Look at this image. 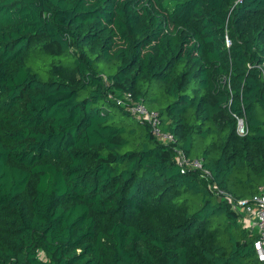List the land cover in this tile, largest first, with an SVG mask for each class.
I'll return each instance as SVG.
<instances>
[{"label": "trees", "instance_id": "trees-1", "mask_svg": "<svg viewBox=\"0 0 264 264\" xmlns=\"http://www.w3.org/2000/svg\"><path fill=\"white\" fill-rule=\"evenodd\" d=\"M218 189L264 190V0H0V264H261Z\"/></svg>", "mask_w": 264, "mask_h": 264}, {"label": "built area", "instance_id": "built-area-1", "mask_svg": "<svg viewBox=\"0 0 264 264\" xmlns=\"http://www.w3.org/2000/svg\"><path fill=\"white\" fill-rule=\"evenodd\" d=\"M230 44L231 41L227 37V45ZM131 97V93H125L124 98L120 99L118 102L124 105L127 103L126 100L132 99ZM129 108L137 118L150 123L152 125L153 132L162 141L171 142L175 140L171 133L162 131L158 112L150 110L143 101L136 102L135 104L130 105ZM237 131L240 134H244L246 132L243 118H238ZM176 159L178 164L184 168H203L201 159L189 158L182 150L179 149L177 150ZM203 173L205 176H211V172L208 169H204ZM218 193L225 195L227 200L233 203L234 207H238L246 214L244 223L247 227L253 229L254 226H257L258 236L254 241V249L258 260L261 264H264V190L254 195L251 199H240L237 202L234 201L233 196L230 193L220 189H218Z\"/></svg>", "mask_w": 264, "mask_h": 264}, {"label": "crops", "instance_id": "crops-1", "mask_svg": "<svg viewBox=\"0 0 264 264\" xmlns=\"http://www.w3.org/2000/svg\"><path fill=\"white\" fill-rule=\"evenodd\" d=\"M257 230H258L257 226H254L253 231L257 232Z\"/></svg>", "mask_w": 264, "mask_h": 264}]
</instances>
